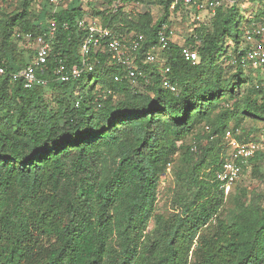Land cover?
<instances>
[{
  "label": "trees",
  "instance_id": "trees-1",
  "mask_svg": "<svg viewBox=\"0 0 264 264\" xmlns=\"http://www.w3.org/2000/svg\"><path fill=\"white\" fill-rule=\"evenodd\" d=\"M66 1L56 13L37 0L0 12V264H264V193L239 186L228 203L232 193L215 181L228 158L227 131L241 142L264 136L262 81L233 63L242 24L264 18V0H236L206 24L165 2L157 20L150 12L130 19L93 8L102 24L117 29L123 22L121 33H143L145 49L164 23L195 25L186 43L197 45L198 64L184 58L180 44L165 50L166 77L178 93L165 88L158 63L142 61L151 84L141 91L116 82L124 69L106 64L77 81H56L59 59L81 64L84 33L75 24L87 11L84 0ZM249 2L260 10L246 19L241 7ZM52 22L49 85L26 89L14 79L34 58L25 36L43 35ZM202 125L204 135L193 136ZM263 161L258 150L250 166L264 184ZM169 165L172 211L160 213Z\"/></svg>",
  "mask_w": 264,
  "mask_h": 264
},
{
  "label": "built area",
  "instance_id": "built-area-1",
  "mask_svg": "<svg viewBox=\"0 0 264 264\" xmlns=\"http://www.w3.org/2000/svg\"><path fill=\"white\" fill-rule=\"evenodd\" d=\"M37 1L42 4H49L53 13H56L67 2L66 0ZM162 2L169 3L172 12L178 6L190 9L191 19L200 24L202 14L208 13L209 20L202 23L206 24L216 16L220 8L231 7L236 3V0H110L104 11L106 15H125L130 19L139 13L147 12L161 17L164 11ZM75 25L79 31L84 33L80 46L81 64L68 66L59 59L54 74L56 81L60 83L77 81L83 75L93 73L98 67L106 64L110 67L118 66L124 69V76H115L116 82L126 80L133 90L141 91L151 84V78L148 73L141 69L139 61L152 65L159 63V53L164 52L169 44L177 38L172 26L164 23L157 30V43L145 49L147 37L143 33L135 31L121 33L119 30L125 28L123 22L115 25L117 29L86 18L78 19ZM64 27L68 28L69 26L65 24ZM55 37L56 27L53 22L49 30L43 35L27 34L25 36V40L33 45L34 58L31 64L14 75V79L21 80L26 89L48 87L49 80L44 75L48 70V61L53 49L52 42ZM243 43L244 45L233 58V63L245 70L259 72L258 79L262 83L258 85V88H261L264 94V18L261 21L251 22L245 28ZM180 45L184 58L193 65L198 64L197 45H188L186 40ZM1 73L2 70H0ZM166 74L167 70H164V86L174 92L177 86L166 77ZM78 105L79 102L76 103V106ZM206 130L208 131L209 127H206ZM224 142L228 158L220 164V169L215 175V181L219 185V190L225 195H229L236 183L243 178L250 168V160L255 157L260 147L253 141H239L230 131L226 132ZM192 151L198 152L196 143L193 145ZM170 170L171 165L168 167V171Z\"/></svg>",
  "mask_w": 264,
  "mask_h": 264
},
{
  "label": "rangeland",
  "instance_id": "rangeland-1",
  "mask_svg": "<svg viewBox=\"0 0 264 264\" xmlns=\"http://www.w3.org/2000/svg\"><path fill=\"white\" fill-rule=\"evenodd\" d=\"M83 4L85 5V7H87L88 9L90 8H94V10L103 8L107 5V0H84ZM18 5V0H0V12L2 10H6L8 12L13 11ZM241 12L244 15V17L246 19H250L253 18L254 14H256V12H258V9L260 10L259 5L257 4H252V3H247L244 5V7H241ZM153 15V14H152ZM154 19L157 20L159 17L156 15H153ZM208 13H203L202 14V19H201V23L206 22L209 20L208 18ZM194 19V18H193ZM192 21V19H191ZM245 24V22H243L242 27H243V31L245 30V27L243 26ZM172 29L175 31V33L177 34V38L175 39V43L177 44H182V42H184L192 33V31L195 29V25L193 26L191 24V22L189 21H185V22H180V19L177 18L176 22L172 25ZM234 34V31H233ZM229 44H231V52L234 49V44L231 41ZM244 45V43H242V46ZM22 49H26L28 48L26 45H24L23 43L20 45ZM27 57H29V55H26ZM166 62H167V57L165 55V51L159 53V68H162L163 70H166ZM248 76L251 77H255L258 78L259 72L257 71H253V70H249L248 69ZM174 93H178V88L175 89ZM49 98V96H47ZM205 126L202 125L200 127H198L195 132L194 135L200 134L201 136L204 135L205 133ZM193 136H191L188 139V143H191L193 141ZM256 140H258V142H256L259 147L260 150L264 151V136L261 135L260 132H258L256 134ZM194 142V141H193ZM204 144H206V142H204ZM227 149V148H226ZM227 153V150H226ZM174 166H172L170 172H167L166 176H163L161 184H160V188H159V201H158V212L160 213H170L172 211L171 209V201H172V197H173V190L175 189L176 186V182H175V175H174ZM260 170L261 173L264 175V161L260 163ZM262 178L258 177L257 175H253L252 174V166H250V168L247 170L246 174L243 176V178L238 182V184L234 187V189L232 190V196H229L226 199V202L230 203L233 200V195H235L237 192L236 188L237 187H241L243 189H246L248 191L249 194H251L252 192L255 193H264V184L261 182Z\"/></svg>",
  "mask_w": 264,
  "mask_h": 264
},
{
  "label": "crops",
  "instance_id": "crops-1",
  "mask_svg": "<svg viewBox=\"0 0 264 264\" xmlns=\"http://www.w3.org/2000/svg\"><path fill=\"white\" fill-rule=\"evenodd\" d=\"M108 1V0H107ZM107 5H108V3H107ZM106 5V6H107ZM65 6V5H64ZM105 6V7H106ZM105 7H103V8H100V10H102V11H104V8ZM83 8L85 9V11H87V15H86V18L88 19V20H94L95 22H98V23H102V19L98 16V17H96L95 15H94V10H93V8H91V10H90V8L88 9L87 7H85V5L83 4Z\"/></svg>",
  "mask_w": 264,
  "mask_h": 264
}]
</instances>
